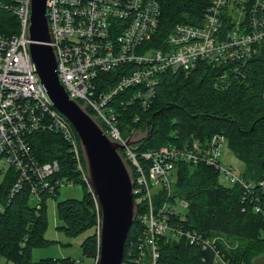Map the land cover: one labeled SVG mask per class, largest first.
Instances as JSON below:
<instances>
[{"label":"built area","instance_id":"obj_1","mask_svg":"<svg viewBox=\"0 0 264 264\" xmlns=\"http://www.w3.org/2000/svg\"><path fill=\"white\" fill-rule=\"evenodd\" d=\"M31 1L0 0V10L17 21L16 30L11 28L15 33H0V200L7 180H12L8 200L27 190L29 201L41 204H31L36 210L47 197L57 196L61 187L77 184L69 176H60L58 160L39 161L31 138L51 133L67 145L73 170L99 214L77 132L55 107L30 54ZM47 16L62 86L70 99L86 106L113 140L124 145L121 153L134 173L136 221L142 230L130 242L123 264H160L161 242H185L212 253L213 264H233L225 258V244L219 237L185 227L189 204L175 190L181 167L213 168L220 182L244 188L242 201L251 203L258 214L264 213L260 195L264 181L247 182L222 163L224 150L229 148L223 134L144 151L139 144L129 147L133 133L123 135L119 111L149 110L163 74H189L201 62L240 64L257 55L264 43V0H211L203 24L176 25L163 48L153 43L161 16L154 0H47ZM116 71L120 76L113 86L101 78Z\"/></svg>","mask_w":264,"mask_h":264},{"label":"trees","instance_id":"obj_2","mask_svg":"<svg viewBox=\"0 0 264 264\" xmlns=\"http://www.w3.org/2000/svg\"><path fill=\"white\" fill-rule=\"evenodd\" d=\"M154 1L161 10L159 31L153 41L156 48H163L176 25H202L211 5V0ZM16 22L14 15L0 10L1 34L15 33ZM119 76L116 71L103 74L101 78L113 86ZM159 80L156 98L149 110L129 107L119 111L125 137L139 129L153 128L152 138L139 144V150L144 151L223 134L231 151L246 166L242 174L246 181L256 184L264 181V43L259 46L258 54L244 63L213 66L201 62L189 74L166 73ZM31 140L41 163L58 160L60 176H69L77 184L82 183L73 170L68 147L59 135L39 133ZM11 184L12 180H7L2 189L1 202L5 208L0 211V255L14 264H44L31 260L33 248L51 243L43 235L46 227L44 203L36 210L27 190L9 201ZM85 190L82 200L58 203V216L63 223L59 229L69 237L96 229L81 244L84 256L96 258L101 212L98 214L87 187ZM175 190L189 204L185 227L226 238L230 248L223 253L230 262L253 264L256 257L264 254V213H255L251 203L242 201V186L226 187L213 168L185 164ZM260 195L264 203V191ZM141 230L137 220L128 234L124 260L130 242ZM161 253L160 264H213L214 259L212 253L185 242H161ZM72 264L79 263L73 261Z\"/></svg>","mask_w":264,"mask_h":264},{"label":"water","instance_id":"obj_3","mask_svg":"<svg viewBox=\"0 0 264 264\" xmlns=\"http://www.w3.org/2000/svg\"><path fill=\"white\" fill-rule=\"evenodd\" d=\"M29 39L30 54L42 84L80 139L88 178L101 212L97 264H123L128 234L138 216L133 196L134 173L121 153L124 145L113 140L86 106L70 99L62 86L57 54L50 45L47 0L31 1ZM153 131V128L136 130L127 145L133 147L151 139Z\"/></svg>","mask_w":264,"mask_h":264},{"label":"rangeland","instance_id":"obj_4","mask_svg":"<svg viewBox=\"0 0 264 264\" xmlns=\"http://www.w3.org/2000/svg\"><path fill=\"white\" fill-rule=\"evenodd\" d=\"M222 163L231 167L237 176L242 175L246 169L245 164L234 155L230 148L224 150ZM221 183L229 187V184L224 182ZM85 188L86 186L82 183H78L74 186L61 187L57 196H49L46 198L44 201L46 227L43 235L47 240L51 241V243L46 246L33 248L31 251L32 262H44V264H72V262L75 261L79 264H97L98 254L96 258H89L84 256L81 248L82 242L91 234H94L96 229L88 230L76 237H69L64 231L59 229L63 223L58 216V203L69 199L82 200L86 195ZM30 203L36 207H40L41 205L39 202L31 201ZM4 208L5 206L0 200V211H4ZM217 237L220 238V241L225 244V249L228 250L230 244L226 238L221 236ZM262 237H264V232L262 233ZM0 264H14V262L0 255ZM253 264H264V254L256 257Z\"/></svg>","mask_w":264,"mask_h":264}]
</instances>
